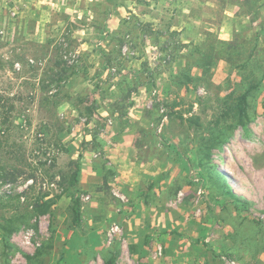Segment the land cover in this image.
<instances>
[{
	"label": "rangeland",
	"instance_id": "obj_1",
	"mask_svg": "<svg viewBox=\"0 0 264 264\" xmlns=\"http://www.w3.org/2000/svg\"><path fill=\"white\" fill-rule=\"evenodd\" d=\"M229 9L228 41L261 79L264 0H0V96L15 106L0 126V264H264V78L237 126L242 75L223 60L210 76L206 60ZM124 133L132 149L115 154ZM77 168L76 190L8 236Z\"/></svg>",
	"mask_w": 264,
	"mask_h": 264
},
{
	"label": "trees",
	"instance_id": "obj_2",
	"mask_svg": "<svg viewBox=\"0 0 264 264\" xmlns=\"http://www.w3.org/2000/svg\"><path fill=\"white\" fill-rule=\"evenodd\" d=\"M242 47L243 44L241 43V41L237 42V41L218 40L217 45L210 48L209 50L210 54L207 53L208 56L206 57V60L208 59L210 61V67H209L210 69L208 70L210 71V76L212 75L213 69L216 68L218 62L223 60L232 63L234 68L237 67L236 69L242 75L245 90L242 94L236 97L231 107V111L233 113L232 119L236 121L235 125L237 126H245L253 121L251 102L253 98L258 94V92L262 90V84L264 78L263 75L261 79H258V77H261L262 75V74L260 75V72H258L260 66H255L253 64L252 57H245L244 59H242V57H244V52ZM65 63L57 62L56 69L58 70V68L62 67V64L65 65ZM203 66L200 65L199 67L203 68ZM71 67H68L65 70L69 71L70 74H77L78 73L77 68L74 66L72 68ZM183 74L184 76L179 78L178 84L187 88L189 83L193 82V77L190 76V74H185V73ZM251 74L254 78L251 77ZM229 107H230L229 104L226 103V109H230ZM14 110H15L14 104L7 106L3 97L0 96V126L10 122V114ZM221 124L222 123H219V125ZM218 131H220V135L223 133V125H221V128ZM210 141H211L210 149L211 150L216 149L217 140L212 139ZM1 146H2V140L0 138V147ZM13 174H14L13 172H8L9 176H14ZM79 174H80V169L77 168L70 175H62L61 177L62 180L58 182L59 187L62 189L61 194H50L49 192H40L34 198H29L30 200L27 202L25 209V216L22 218L23 221L21 222L19 218L12 217L7 221V224L6 226H4L3 230L8 234V236H12L14 233L19 231L23 225H25L26 223L28 224L30 219L38 220L40 217L50 214L52 210L57 206L59 201L63 198V195H65V193H67L70 189L76 190L79 187L80 185ZM219 180L223 185V187H225L226 193L231 197H235L236 201H239V198H237V196L233 192V189L229 185L227 178L224 177L223 175H219ZM72 201L74 204V215H75L74 225L76 226L79 225V223L81 222L82 203H81V199L76 196L72 197ZM113 254L114 255L112 256V258H110L107 264H116V261L118 259V254L116 253Z\"/></svg>",
	"mask_w": 264,
	"mask_h": 264
},
{
	"label": "crops",
	"instance_id": "obj_3",
	"mask_svg": "<svg viewBox=\"0 0 264 264\" xmlns=\"http://www.w3.org/2000/svg\"><path fill=\"white\" fill-rule=\"evenodd\" d=\"M232 11L233 10L229 9L228 13L226 14V19L224 21V25L222 27L221 34H220L221 39L226 40V41L230 40L234 34V27H232V24H230V20H229V19H232V17H233L231 15ZM131 149H132L131 136H129L128 133L122 134L120 136V139H119V145L115 150V154L119 153L122 150L129 151ZM118 161H120V160H118Z\"/></svg>",
	"mask_w": 264,
	"mask_h": 264
}]
</instances>
